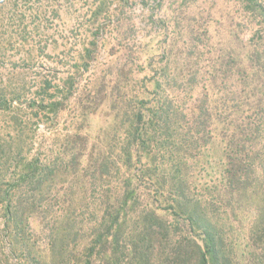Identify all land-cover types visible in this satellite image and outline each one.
I'll use <instances>...</instances> for the list:
<instances>
[{"label": "rangeland", "instance_id": "1", "mask_svg": "<svg viewBox=\"0 0 264 264\" xmlns=\"http://www.w3.org/2000/svg\"><path fill=\"white\" fill-rule=\"evenodd\" d=\"M254 1L264 7V0ZM246 3L0 0V95L10 98L15 90L19 96L8 110L18 117L0 111V159L7 155L13 161L39 158L41 162L64 149L77 161L73 170L63 169L40 202L36 196L25 213L30 218L22 239L4 226L0 204V264H36L34 260L45 259L48 264H80L85 251L78 244L90 239L89 227L96 218V209L89 204L97 197L88 190L90 163L107 157L110 164V156L119 154L129 117L138 108L169 106L172 117H178L176 126L190 123L205 101L207 117L264 118V24ZM13 6L25 16L27 35L19 32ZM83 54L88 55L85 61ZM43 79L54 86L50 93L55 97L49 103L57 99L60 103L34 117L28 106ZM68 81L71 87L65 91L63 84ZM16 135L20 142H12ZM67 139L68 148L63 146ZM218 140L207 136L192 146L195 157L189 162L195 168L188 183L197 195L203 193L202 187L218 184L223 152ZM173 142L168 148L175 151L180 141ZM164 155L170 162V152ZM13 161L9 166L0 164L1 201L6 198V180L15 173ZM120 168L122 177L125 169ZM110 173V184L121 185L120 176L118 182L114 178L115 170ZM240 203L234 204L233 215L226 210L232 223L225 229V251L231 264H257L249 254L253 249L248 238L254 214L250 204ZM218 213L223 214L222 209ZM63 218L76 224L62 232L58 220ZM60 235L68 239L66 258L59 257L57 249L51 251L50 243ZM50 251L56 256L52 261ZM94 251L100 252V247ZM92 260L98 264V258Z\"/></svg>", "mask_w": 264, "mask_h": 264}, {"label": "trees", "instance_id": "2", "mask_svg": "<svg viewBox=\"0 0 264 264\" xmlns=\"http://www.w3.org/2000/svg\"><path fill=\"white\" fill-rule=\"evenodd\" d=\"M246 4L249 12L264 24V7L254 0H247ZM17 12L13 6L11 14L19 16V32L27 35L25 16ZM87 58L88 55H82V60ZM70 82L63 84L65 91L71 87ZM53 87L51 80L41 81L38 94L28 106L34 110V117L46 111V107L53 108L60 103V99L49 103L55 97L50 93ZM17 94L13 90L10 98L0 95V111L6 109V117H18L17 113L8 111L13 101L19 99ZM46 101L48 104L44 106ZM205 104L206 101L197 108L195 117L193 113L190 123L177 126L178 117H172L169 106L156 103L144 110L138 108L129 117L122 147L119 154L110 156L111 163L107 157L98 163L91 160L93 174L87 183L88 190L96 192L95 201L89 203L96 209V218L89 227L90 239L78 244L85 251L80 264H95L93 257L98 258V264H231L225 251V229L232 220L226 210L233 215L234 204L240 205V202L250 204L254 214L248 231L249 247L254 251L249 254L257 264H264V118L207 117ZM207 136L218 138L223 145L220 169L218 173L215 171L218 184L212 182L202 187L203 193L197 195L195 187L188 183L195 168L189 159L195 157L194 142ZM175 138L180 141V148L173 151L168 144L175 145ZM182 139L188 145L182 144ZM15 141L20 142V136L16 135L12 142ZM70 144L67 139L63 146L68 148ZM167 149L170 162L164 159ZM61 150L55 158L45 157L41 162L39 158L13 161L7 155L3 161L0 159L3 165L15 162V173L6 180V198L0 204L4 226L20 239L30 218L25 213L35 204L36 196L40 202V197L52 190L54 180L63 169L73 170L76 165V157ZM198 155L203 158L202 153ZM114 164L116 168L112 167ZM122 166L125 170L121 177ZM111 169L117 174H114L117 182L120 176L121 185L110 184ZM220 209L223 214L218 213ZM62 220H58L62 232L76 224L69 219ZM50 245L51 251L57 249L59 257L68 256L67 236L60 235ZM97 247L101 251L95 253ZM51 251L50 261L56 257ZM47 261L34 260V263L48 264Z\"/></svg>", "mask_w": 264, "mask_h": 264}]
</instances>
